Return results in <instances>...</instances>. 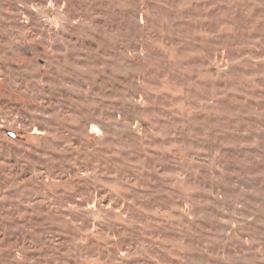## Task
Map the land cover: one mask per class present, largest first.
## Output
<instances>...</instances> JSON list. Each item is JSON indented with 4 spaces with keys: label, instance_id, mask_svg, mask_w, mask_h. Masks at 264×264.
Listing matches in <instances>:
<instances>
[{
    "label": "rangeland",
    "instance_id": "obj_1",
    "mask_svg": "<svg viewBox=\"0 0 264 264\" xmlns=\"http://www.w3.org/2000/svg\"><path fill=\"white\" fill-rule=\"evenodd\" d=\"M0 264H264V0H0Z\"/></svg>",
    "mask_w": 264,
    "mask_h": 264
}]
</instances>
